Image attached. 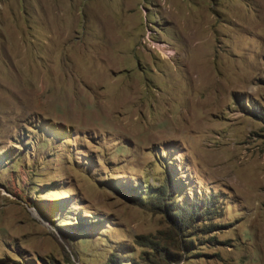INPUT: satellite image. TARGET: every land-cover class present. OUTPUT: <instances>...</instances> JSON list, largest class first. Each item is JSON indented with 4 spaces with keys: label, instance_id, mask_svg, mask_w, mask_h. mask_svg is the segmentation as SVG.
Instances as JSON below:
<instances>
[{
    "label": "rangeland",
    "instance_id": "rangeland-1",
    "mask_svg": "<svg viewBox=\"0 0 264 264\" xmlns=\"http://www.w3.org/2000/svg\"><path fill=\"white\" fill-rule=\"evenodd\" d=\"M0 264H264V0H0Z\"/></svg>",
    "mask_w": 264,
    "mask_h": 264
}]
</instances>
